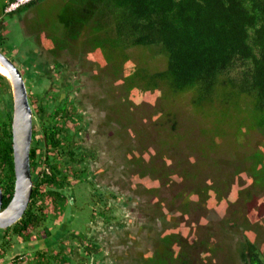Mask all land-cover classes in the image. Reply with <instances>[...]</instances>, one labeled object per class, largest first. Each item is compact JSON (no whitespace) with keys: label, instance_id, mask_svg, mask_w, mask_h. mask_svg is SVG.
I'll return each instance as SVG.
<instances>
[{"label":"rangeland","instance_id":"374dc122","mask_svg":"<svg viewBox=\"0 0 264 264\" xmlns=\"http://www.w3.org/2000/svg\"><path fill=\"white\" fill-rule=\"evenodd\" d=\"M4 1L0 0V22L6 29L0 52L11 58L18 68L23 67L21 72L27 68L26 62L33 61L41 50L58 53L65 49L67 51L68 46H72L70 54L73 57L65 55L63 60H75L77 65L84 63L93 69L96 65L102 66L103 70L110 68L109 74L104 76L111 80L112 90L123 91L125 94L121 97L123 94L118 96L112 92L114 125L110 130L112 136L106 141L112 147V157H105L108 155L107 150L100 153L101 147L92 148L98 142L93 138L86 140L84 145L88 150L100 153L96 161L100 168L98 172L105 167L106 162L111 161L113 164V183L103 182L102 177H99L100 173L96 171L94 175L97 174V182L104 187L114 186L113 190L120 194L117 195L120 203L125 201L124 197H128L125 205L116 203L120 209L116 215L120 216L119 222L125 225L126 231L115 232L114 238L106 235L101 238L99 231L103 232V227L92 224L95 236L104 243L107 252L115 246V249L121 250L120 253H129L118 255L119 259L124 256L126 260L117 264H137L135 257L142 254L154 231L157 232L156 237L174 232L189 242L206 239L207 248L199 245L193 251L194 264H239L234 251L241 236L236 231L235 234L234 229L226 223L229 219L238 220V225L249 222L253 232L260 236L258 241L263 242L264 191L258 192L253 202L248 204L246 193L243 192L250 190L252 179L245 173L246 170H240L251 164L258 166L254 159L258 150L264 155L263 137L256 131L249 132L252 128L256 129L261 118L254 114L245 97L234 98L229 105H223V97H219L211 106L192 108L187 102L189 96L185 97L180 93L178 95L181 98L178 102L175 101L172 109L169 102H159L162 92L166 91L168 94L167 88L143 92V84L128 80V74L145 69V63L149 64L148 70L151 72L166 68L165 59L153 57L157 52L155 48L114 51L111 48V37H106L107 29L90 28V24L86 26L88 30H82L76 23V40L66 38L67 36L62 35L64 28L59 18L64 5L70 0H44L35 7L14 15L2 14ZM128 54L132 57L129 62L124 60V55ZM138 58L141 60L138 61ZM123 83H129V88L124 89ZM138 86L141 89H137ZM88 90L94 91L91 87ZM122 101L123 106L118 104ZM158 103L163 112L159 111ZM131 118L135 123L131 122ZM146 168L151 169L146 171ZM141 170L142 173H148V177H143ZM152 170L154 175H151ZM260 174L263 176L264 171L261 170ZM194 189H201L204 199L193 195ZM89 190H93L96 195L101 194L96 186L85 183L75 186L78 210L72 215L74 220L71 223V233L78 236L80 243L85 241L84 226L93 214L91 208L95 207L88 196ZM183 193H190V201L194 202L188 210L182 204ZM69 213L71 210L67 212ZM50 215L53 221H60L65 217L51 209ZM163 220L167 223H163ZM153 221L160 222L154 224ZM222 227H226L229 234ZM27 246L22 238L13 239L11 250L2 252L0 264H14L17 256H21L22 260L15 264H32L26 256ZM177 250L176 246L167 261L160 264H179L176 259ZM92 262L91 260V264ZM156 262H160V259ZM104 263L114 264L107 261Z\"/></svg>","mask_w":264,"mask_h":264},{"label":"trees","instance_id":"16d2710c","mask_svg":"<svg viewBox=\"0 0 264 264\" xmlns=\"http://www.w3.org/2000/svg\"><path fill=\"white\" fill-rule=\"evenodd\" d=\"M14 1H4L1 7L2 14H5L7 7ZM43 1L35 0L8 15L21 13L24 9L35 7ZM63 8L59 20L64 28L62 35L67 36L66 38L76 40L78 35L75 31L76 23L82 30H88L86 26L90 24V28L107 29L106 37H111V48L114 51H132L144 47L157 50L156 56L151 55L154 58L165 59L166 68L164 70L151 72L148 70L149 64L145 63L147 66L145 69H138L128 74V80H131V83L139 81L145 86L142 89L143 92L162 91L161 88H167L168 94L166 91L162 92L159 102H169L172 109H174L175 101L180 100L181 97L178 95L180 93H183L185 97L189 96L190 99L187 102L192 108L211 106L221 97H223L221 100L223 105H229L230 100L234 98L245 97L246 101L250 102L254 114L256 113L261 118L256 124V129L252 128L249 132L256 131L264 139V0H70ZM5 29L4 24L0 22V47L4 44ZM63 51L73 57L70 54V51H73L72 46H68L67 51L66 49ZM139 58L138 61L141 60ZM124 60L131 61V55H124ZM33 61L26 62V66L32 67ZM82 65L85 66L84 63L80 66ZM123 85L124 89L129 88V83L128 85L123 83ZM136 88L141 89L139 86ZM112 92L118 96L123 94L121 97L125 96L123 91L113 89ZM123 102H118V104L123 106ZM160 103H158V109L163 112ZM12 105L11 84L8 78L0 73L2 210L9 205L15 192ZM131 122L135 123V120L132 119ZM63 140L64 142L53 134L47 139L50 146L48 151L59 153L63 150L65 154L70 155L71 160L64 166L65 169H58L57 163L48 164L52 175L37 174L33 177L34 189L23 218L14 226L1 231L3 251L10 247L12 236L22 238L25 243H29L32 239L31 235L39 228L43 229L44 235H39L38 239L47 237V243H50L49 239L54 235L52 232L56 228V220L53 221L50 215V206L54 207L53 212H60L64 216L71 209L74 211L78 207L76 195L72 199L73 204L69 203L67 196L73 188L70 175L78 180L75 186L85 183L95 187V183L90 178L88 153L84 150L80 151L79 156L73 153L72 136L65 133ZM31 152V159H33V149ZM258 152L254 154L258 166L251 164L240 169L246 170L245 173L247 172L252 179L250 190L243 192L246 193L245 198L248 204L253 202L258 192L264 191V174L263 176L260 174L261 170L264 171V155L261 151L258 150ZM122 155L123 152H121ZM74 162H79V165L72 167L71 163ZM31 167L34 170L39 165L31 162ZM150 169L146 168V171ZM154 173L152 170L151 175ZM142 174L143 177H148V173L143 172ZM194 190L193 195L204 199L202 198L204 192L201 189ZM88 192L91 193V195L88 193V196L96 209H100V205H107L102 192L100 195L93 194L90 190ZM111 196L117 201L116 194L111 193ZM181 196L184 199L182 204L185 210H188L194 203L190 201V193H183ZM95 210L91 211L93 213L91 218L99 215L105 216V213ZM109 220L115 222L119 220V217L113 215ZM162 222L167 223L165 220ZM226 223L234 229L235 234L237 232L238 236L239 234L241 236L234 251L236 261L239 264H264V236L263 242L258 241L260 236L257 232H253L249 222L238 225V220L229 219ZM222 230L229 234L226 227H222ZM168 234L171 235L168 236ZM83 237L86 239L87 235L83 234ZM199 245L207 248L208 242L206 239L189 242L181 235L170 232L163 237H156V249L153 250L152 256L145 258L146 260L142 263L139 261V264L164 263L176 246L178 248L176 259L179 264H194L193 251ZM66 247V244L61 243V247H58L60 252L55 255L47 254L48 252H36L35 259H41L37 264H75L71 256L72 251L69 252ZM86 247H88L87 243L83 240L80 243V250L86 252ZM92 253L90 251L87 254ZM229 256L231 258V254ZM158 259L160 262H156ZM21 260V256L15 258L14 264ZM92 261V264H95L96 256Z\"/></svg>","mask_w":264,"mask_h":264},{"label":"flooded vegetation","instance_id":"af4514ba","mask_svg":"<svg viewBox=\"0 0 264 264\" xmlns=\"http://www.w3.org/2000/svg\"><path fill=\"white\" fill-rule=\"evenodd\" d=\"M65 55L68 54L64 51L52 53L50 50L48 52L47 49L41 50L37 57L34 58L32 62L34 63L33 66H27L24 72H22L27 92L29 93L28 99L29 97L31 98L29 99V103L33 113V139L31 149H33L34 158L31 159L32 152L30 151V161L32 164L39 165V167L34 170L31 167L32 181L33 177L37 174L52 175L48 164L57 163V167L60 169L64 168V166L69 163L71 160L69 159L70 155L68 153L65 154L63 150L59 153L48 151L50 146L47 139L53 134H56L58 139L61 138L62 142H64L63 138L66 133L72 136L71 146L73 147L74 154L79 156L82 150L88 153L87 161L90 166V178L99 191L103 193V198H105L107 202L106 206L100 205V209H96V207L91 209H96V212L105 213V216L99 215L94 218L92 217L93 219L91 218L84 226L83 234L87 235L84 243H87L88 246L86 247V252L80 250L78 236L71 233L73 229L71 223L74 220L72 215L73 212L75 213L78 209L75 208L74 211L66 214L60 221H55L56 228L54 230L51 228V230H53L52 234L54 235L49 239L51 244L47 243V237L43 236L44 238L38 239L39 235H44L43 229L39 228L32 234L31 242L26 243L28 245L26 248V256H28V261L30 263L37 264L41 259H35L36 252H48L47 254L55 255L60 252V248L58 247H61V243H64L67 246L66 248L69 249L68 251H72L71 256L75 264H91V260H93L94 256H96L95 264H106L104 261L114 264L122 263L126 258L123 256V258L119 259L118 255H126L127 253H120L121 250L115 249L114 243L112 244L114 247H111V251L107 252L104 243L99 240L98 236H95L92 229L93 223L100 224L104 230L103 232L99 231V236L101 235V238L102 235H106L108 238H114L115 232L120 233L121 231H126L125 225L119 222V220L115 222L109 220L111 216L116 215V213L120 211L116 203L125 205L126 197H124L125 201L123 203L114 200L111 193L120 195L117 191L113 190L114 186H102L97 182V174L94 175V173L100 169L96 164L100 153L103 154L104 150H107L108 155L105 157H112V147L111 145L108 146L110 143H108V145L106 143L112 136L110 130L113 129L114 125L112 114V87L110 85L111 80L104 76L109 74L110 68L108 70H103L102 66L98 65L95 66V68H99L98 70L88 67V65L83 67V65H77L75 60L73 62L63 60ZM90 87L94 89L95 93H93L94 91L88 90ZM12 110L14 111L13 105ZM101 132L102 134H99ZM91 138H93L95 142L98 141L92 145V148L96 149L101 147L100 153L95 150H88L84 146L86 140ZM110 162L111 161L106 162L104 165L105 167L102 168L100 172L97 171V173H100V176H98L102 177L103 182L107 184L113 183V164ZM71 164L72 167H74L75 165L78 166L79 162ZM101 172H103L105 176L101 175ZM70 176L73 188L67 193V196L69 203L73 204L72 199L76 195L75 184L78 183V180L72 177V175ZM108 179H111V181ZM91 192L93 193V190H91ZM88 193L91 195L90 192ZM50 209L54 210V207L51 205ZM153 222L154 224H158L160 221ZM112 228H114V230ZM1 231L3 230H0V257L2 252H6L7 249L11 250V243L10 247L5 248L4 251L2 250L1 236H3V233ZM156 235L157 232L154 231V233L149 236L150 241L146 243L142 254L135 257L137 264H139V261L142 263L146 260L145 258L152 256L153 250L156 249ZM13 239L16 240L19 238L12 236L10 240L13 241ZM69 246H71V249ZM90 251L93 253L88 255L87 253Z\"/></svg>","mask_w":264,"mask_h":264},{"label":"water","instance_id":"95a60500","mask_svg":"<svg viewBox=\"0 0 264 264\" xmlns=\"http://www.w3.org/2000/svg\"><path fill=\"white\" fill-rule=\"evenodd\" d=\"M0 65L9 73L13 95V148L15 163V192L9 205L3 207V190L0 185V230L18 223L28 209L34 183L31 176L30 151L33 139V113L30 107L26 83L20 69L11 58L0 52Z\"/></svg>","mask_w":264,"mask_h":264},{"label":"built area","instance_id":"2783aa9c","mask_svg":"<svg viewBox=\"0 0 264 264\" xmlns=\"http://www.w3.org/2000/svg\"><path fill=\"white\" fill-rule=\"evenodd\" d=\"M35 0H15L13 3H11L7 9L5 10V14H10L14 11H16L18 8L30 4L31 2H33Z\"/></svg>","mask_w":264,"mask_h":264},{"label":"bare ground","instance_id":"6f19581e","mask_svg":"<svg viewBox=\"0 0 264 264\" xmlns=\"http://www.w3.org/2000/svg\"><path fill=\"white\" fill-rule=\"evenodd\" d=\"M0 73L7 76V78L10 77L8 71L1 65H0Z\"/></svg>","mask_w":264,"mask_h":264},{"label":"clouds","instance_id":"9594fccd","mask_svg":"<svg viewBox=\"0 0 264 264\" xmlns=\"http://www.w3.org/2000/svg\"><path fill=\"white\" fill-rule=\"evenodd\" d=\"M5 15H8V14H5Z\"/></svg>","mask_w":264,"mask_h":264}]
</instances>
